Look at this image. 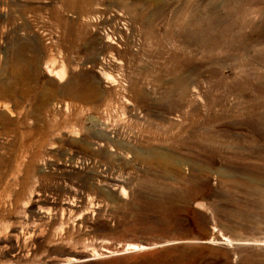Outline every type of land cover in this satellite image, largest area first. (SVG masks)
<instances>
[{
  "label": "rangeland",
  "instance_id": "374dc122",
  "mask_svg": "<svg viewBox=\"0 0 264 264\" xmlns=\"http://www.w3.org/2000/svg\"><path fill=\"white\" fill-rule=\"evenodd\" d=\"M49 263L264 264V0H0V264Z\"/></svg>",
  "mask_w": 264,
  "mask_h": 264
},
{
  "label": "bare ground",
  "instance_id": "6f19581e",
  "mask_svg": "<svg viewBox=\"0 0 264 264\" xmlns=\"http://www.w3.org/2000/svg\"><path fill=\"white\" fill-rule=\"evenodd\" d=\"M44 69H45L46 73L49 74V75H51V74L54 73L53 70L48 69L46 66H44ZM63 69H64V67L62 66V67L60 68V70H59V72H61L60 77H61V75H62ZM55 74H56V73H55ZM58 77H59V76H58ZM187 87H188V86H187ZM139 247H140V248H141V247L144 248L143 246H139ZM90 256H91V255H85V256L82 257L81 260H89V259H91ZM49 264H54V263H49Z\"/></svg>",
  "mask_w": 264,
  "mask_h": 264
}]
</instances>
